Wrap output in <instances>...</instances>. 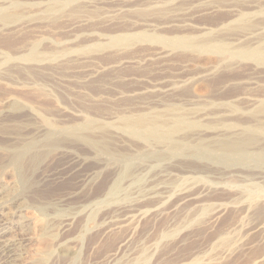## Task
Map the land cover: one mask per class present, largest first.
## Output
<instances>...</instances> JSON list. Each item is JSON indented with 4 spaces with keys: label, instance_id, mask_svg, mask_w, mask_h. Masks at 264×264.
Masks as SVG:
<instances>
[{
    "label": "rangeland",
    "instance_id": "rangeland-1",
    "mask_svg": "<svg viewBox=\"0 0 264 264\" xmlns=\"http://www.w3.org/2000/svg\"><path fill=\"white\" fill-rule=\"evenodd\" d=\"M254 1L18 0L14 7L0 0L9 16L0 19V230L8 243L0 247L1 264H116L154 244L148 264H193L219 234L241 221L249 228L264 223L263 204L256 203L248 216L244 205L231 206L246 199L242 186L248 180L237 173L264 187L259 165L228 166L192 155L135 161L131 171L140 172L142 181L124 180L123 192L107 199L121 164L92 144L63 137L39 160L31 152L18 168L12 164L13 150L46 129L42 117L59 126L88 117L107 124L91 132V141L119 155L144 149L110 126L124 113L222 104L193 115L200 124L195 133L205 138L217 133L218 114L228 122L255 123L253 113L264 101V63L236 54L264 46V0ZM53 4L62 9L49 14ZM140 34L147 37L137 39ZM117 35L133 41L109 46ZM190 35L199 42L224 40L229 52L175 47L166 40ZM34 46L49 54L39 64L23 59ZM196 205H205L208 213L224 209L212 223L205 212L178 235L160 239ZM246 241L248 246L215 264H264L256 263L264 253L259 235Z\"/></svg>",
    "mask_w": 264,
    "mask_h": 264
},
{
    "label": "bare ground",
    "instance_id": "bare-ground-1",
    "mask_svg": "<svg viewBox=\"0 0 264 264\" xmlns=\"http://www.w3.org/2000/svg\"><path fill=\"white\" fill-rule=\"evenodd\" d=\"M214 1L216 2L220 0H214ZM253 2L255 3L254 0ZM217 4H219V2ZM11 5L14 7H18L20 4L18 0H11ZM61 9L62 8L60 5L53 4L48 8V13L54 14L61 11ZM8 17L9 16L7 15V12H5L3 8H0V19L7 20ZM246 17L247 14L242 15L241 19H245ZM255 26L257 25L253 24L252 22L251 27H255ZM138 37L145 38L147 37V35L140 34L139 36H137V39ZM210 39L209 41L207 40L208 42H199L195 37H192V35H190V36H183L178 38H170V39L168 38L166 40L170 46H175V47H183L190 49L212 48L218 50L221 53L229 52V49L224 40H217L218 38L216 40L215 38L214 40H210ZM261 40L264 42V36L261 38ZM131 41H133V37L131 36L117 35L111 38V41L109 42L108 45L112 47H122L130 44ZM35 46L30 49L27 55L25 54V56L23 57L25 61L40 63V61L44 57H47V55H49V54L39 53V51ZM236 54L249 57L256 62L264 63V46L255 47V48H247V47L240 48L237 49ZM17 102L18 100L11 101L13 105H16L15 103ZM220 105L222 104H217V103L211 105L203 104L199 106L196 105L197 106L196 108L184 109V107L180 105L173 104V105H168L162 112L137 113V114H128V115L127 114L125 115L124 113V115H121L118 118L117 123L110 126L140 141L144 145L143 150L136 152V154H132V155L116 154L117 152L114 153V151L109 150L103 142L91 141V132L100 130L102 128L104 129L106 128V126H109L107 124L100 126L98 121H96V119H91L89 117L86 118V116H84V118L86 119H84L82 122L79 121L80 122L79 124H75L71 126H67L65 124L66 126H62V125L59 126L58 124L54 123L48 118L42 117L44 118L46 129L42 130L40 129L41 128L40 127L39 128L40 131H38V134L35 135L37 137H34L33 139L29 140L21 147L15 149L13 148L14 157L12 164L16 168H18L19 162H21L23 157L31 152L35 154V155L33 154L34 159L39 160L41 157H43L46 154L47 150L50 151L48 148H51V146L55 147L56 145H58L60 139L63 137L66 138L70 137L80 140L83 144H85L89 148H91V144H92L96 147L101 148L102 152L109 155V157H111L112 159H116L121 164V172L118 174V177L113 182V184L109 187V190L107 192V199L115 198L121 192H123L122 182L124 180L130 179L132 185L135 184L138 185L142 181V176L140 172L132 173L131 171V167L135 161L154 159L156 163H159L162 162L165 158L169 159L178 156L192 155L197 158L206 159L211 162L215 161L221 164H226L228 166L229 165H239V166L259 165L264 167V101H262L261 106L259 107V109L257 108L256 112L254 110L255 113H253V117L255 115V117L257 118V121L255 123L242 125L237 122H228L225 120L226 118H224V115L218 114V112L216 111L215 114H218L216 119L217 121H219L218 122L219 124L216 127L217 123L215 124L214 122L215 125L214 127H216V129H213V131L215 130L217 133L214 136L207 138H205L206 134L202 136L198 132L195 133L196 129L200 128V124H198V122L193 119L194 117L193 115L195 114V112L199 109L206 110L210 106H212V108L213 107L219 108L221 107ZM225 106H229V104H226ZM232 110L236 111L237 109L232 108ZM213 113L210 114L215 115ZM38 126H40V124ZM210 127L212 126L210 125ZM11 161L12 160H10V162ZM234 175H236L235 172ZM237 176L239 179L242 178L243 181L248 180L247 183L242 186V193L246 199H244V201L240 203H235L232 201L233 203H231V206L239 207L240 205H244L248 216V213H251L256 203L264 205V196H263L264 187L260 186L261 184L259 185L257 183H254L252 180L246 179L247 175H245L244 173H237ZM260 179L262 180V182H264V176H261ZM181 182L182 180H178L176 182L174 181L175 186L178 187L181 184ZM184 192L185 190H180V193H184ZM256 194L262 196L255 199L254 196ZM223 206H218L213 210L209 211L208 213L207 212L208 209L205 208V205H196L193 208V210L190 211V213L187 215V217L183 220L182 223L174 225L175 227H173V229L170 231L161 232L162 233L161 238L159 236L158 237L160 239H164L178 235L186 227H189L190 225L194 224L205 212L208 213V216L206 217L207 223H212L217 218L218 214L220 215L221 211L224 209ZM227 207H229V205ZM88 218L91 220V214L89 215ZM246 218L247 217H245L244 219ZM3 226H4L3 221H0V227ZM45 229L47 228H44L43 230ZM242 232H244V234ZM5 234L6 233H2L0 230V247H5L4 244L6 243ZM250 235H259V239L264 243V223L258 224L256 225V227L254 226L253 228H249V226L246 223H244V221H241V223L236 225L234 228H231L230 230H227L219 234L216 241L212 245L211 249L195 256L192 259V263L215 264L216 261L232 255L234 251H237L241 248L248 246L246 240L247 237ZM155 248H157V244H154L151 248L148 249L143 247L136 254L132 255L131 257H127L124 260H120L116 264H148L149 257ZM1 258L2 257H0V261ZM7 258L12 260L13 255L7 256ZM262 262H264V253L256 259V263H262Z\"/></svg>",
    "mask_w": 264,
    "mask_h": 264
}]
</instances>
